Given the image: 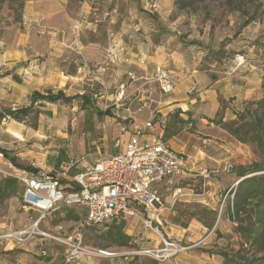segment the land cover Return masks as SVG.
I'll use <instances>...</instances> for the list:
<instances>
[{"label":"crops","instance_id":"crops-1","mask_svg":"<svg viewBox=\"0 0 264 264\" xmlns=\"http://www.w3.org/2000/svg\"><path fill=\"white\" fill-rule=\"evenodd\" d=\"M91 1L82 3L78 0L75 16L72 0L25 2L22 23L6 26L0 36V112L8 108L14 110L16 106H19L18 108L27 106L29 103L23 102L30 100L33 92L40 94L62 92L67 97L86 94L81 93L86 72L78 61L72 33L73 25L82 12L80 39L82 55L88 66L100 68L99 80L106 87V92L99 93L95 103L89 94H86L85 105L90 106L89 122L87 124L84 122V127L88 126L86 140L81 144L75 134L69 137L72 143L78 145L81 156L68 154L63 160L55 156L58 161L54 167H47L46 172L35 169L34 172L48 173L70 158L75 162L72 170V174H75L80 171L84 162L94 164L98 151L104 155L122 152L130 138V129L135 125L145 124L153 113L157 112L165 117V128L161 130L154 127L139 141L156 139L165 142L172 150L185 157L186 169L182 175L155 185V191L164 186L166 191L170 192L168 195L161 194L165 210L160 212L161 216L156 219L155 228L169 229L171 232L179 230L177 236L188 232L193 224L203 228L195 220L191 221L186 229L172 221L175 216L173 207L178 203L198 202L209 207L215 205L208 200L211 195L209 191L198 193L190 188V184L180 186V180L190 182L195 181V178H201L204 166H212L215 173H222L231 166L228 162L233 159L237 162L232 166L250 164V159L241 161L240 156H237L238 152L245 154L248 152L251 155L249 147L237 142L217 122L220 119L223 122L227 121V116L233 119L234 113L240 111L246 102L264 96L261 79L263 74L260 71L246 72L248 68L243 71L236 68L235 64L228 70L224 68L219 75L211 74L202 67L190 50L185 49L180 43L173 42V38L164 36L160 39L157 30L139 33L142 23L138 25L122 23L119 31L108 28L107 43L106 46H102L96 39L101 27L97 23L101 19L95 15L90 16ZM107 16L110 15L105 13L103 17ZM114 19L113 16L107 18V25L114 23ZM86 32L92 38L91 42L82 41ZM113 43L118 46L116 53L119 60L107 67L103 64L104 53ZM43 55H46V59L40 62L32 58ZM158 69L170 70L175 76V88L172 92L162 93L152 80ZM129 74L134 75V80L129 78ZM212 75L216 76L215 80L211 78ZM229 98H232L231 102L224 106L223 100ZM80 103L82 104L81 101ZM120 125L125 126L127 131L121 132ZM6 130L8 135L5 138L9 140L21 138L14 127H7ZM91 133L92 137L89 138ZM62 134L63 138L68 139L66 134ZM82 135L85 136L83 133ZM0 148L14 156L8 148L1 145ZM14 157L17 161L16 156ZM8 164L13 165L0 153V173L8 169ZM233 176L234 182L231 186L236 185L237 178ZM202 182L204 183L203 179ZM63 184L73 185L67 182ZM164 212L165 214H161ZM23 214L26 217V224L6 227L0 224V235L27 228L29 222L27 215L24 212ZM225 216L227 220V215ZM134 219L141 220L138 216H131L126 218L125 223L127 224L129 220L133 223ZM46 220L40 223L39 230L52 236L67 237L61 235L60 226L52 229L44 223ZM41 250H45L46 255H41ZM128 255H124L125 260H128ZM65 256L64 245L38 236L22 242L0 241V264H121L122 261L119 258L121 254H111L109 257L85 255L73 262L65 263Z\"/></svg>","mask_w":264,"mask_h":264},{"label":"rangeland","instance_id":"rangeland-1","mask_svg":"<svg viewBox=\"0 0 264 264\" xmlns=\"http://www.w3.org/2000/svg\"><path fill=\"white\" fill-rule=\"evenodd\" d=\"M176 2L177 0H92L89 4L90 16L95 15L99 17V20L101 19L97 23L101 27L96 39L100 45L106 46L108 28L119 31L122 23L137 25L142 23L139 33L143 34L146 30H157L160 39L164 36L173 38V42L180 43L185 49L190 50L191 54L200 61L202 67L209 70L211 74L219 75L224 71V68L228 70L234 66L235 58L242 56L245 63L238 69L248 68L246 72H262L261 79L264 88V0H240L235 7L229 6L227 0H205L203 3H196L184 10L178 9ZM72 3L73 16H75L78 0H72ZM105 13L115 17L114 23L107 25L106 20L110 16L103 17ZM91 40L92 38L86 32L82 41L91 42ZM32 58L37 59L36 62H40L46 59V55ZM78 61L83 66L81 60ZM89 67L91 66L89 65ZM83 86L81 93L89 94L94 103L99 93L105 94L106 87L100 80L90 83L85 79ZM231 100L232 98L223 100V105L227 106ZM27 103L29 100L23 102V104ZM89 113L90 106L82 105L80 100H74L71 104L37 103L32 113L21 122L10 117L1 122L0 145L8 148L22 166L46 172L47 167H54L57 163L58 160L55 159V156L61 160L65 159L68 154L81 156L78 145L72 143L69 137L75 134L79 137L81 144L86 140L88 126L84 127V122L86 124L89 122ZM229 118L230 116H227V121ZM7 127H14L21 138L11 140L5 138L8 135ZM62 133L66 134L68 139L63 138ZM88 137L91 138L92 133ZM248 155H250L248 152L246 154L237 153L241 161L250 159V163H252L254 161L252 152L249 157H247ZM234 162L237 161L233 159L228 164L232 166ZM12 167L14 166L8 164V169L0 173V178H5L4 173L11 172ZM203 170L209 174L210 179L207 182L210 184H206L204 187L200 186L201 180L195 178V181L191 180L190 182L181 179L180 186L190 184V188L192 187L197 192L202 193L206 190L211 193L208 200L218 207L214 226L217 232L215 230L207 231L193 224L188 232L182 233L184 235L177 236L179 230L171 232L169 229L161 228L157 229L158 233H156L144 227L142 220L134 219L133 223L129 220L124 228V232L130 237L129 246L108 247L104 227L87 228L83 235L84 246L93 252L101 251L105 254L102 255L104 257L121 254L119 257L122 260L121 264H133V257L137 256L135 255L137 252L163 249L164 245L160 238L162 235L165 240L175 242L183 248L179 254L171 256L162 264H221V259L218 256L209 255L206 251L215 250V248L228 249L235 246V241L232 238V225L225 216L228 198H225L224 206L220 211L221 201L225 191L234 182V176L227 171L228 168L219 174L215 173L212 166H204L201 171ZM169 193L164 186L156 189V194L162 203L161 194L168 195ZM20 203V196L0 201V224L2 226L26 224V217L20 209ZM161 214H165V212ZM81 215L83 212L80 209L61 206L51 213L44 223H47L52 229L60 226L61 235L68 236L72 231L73 224L77 221L74 217L80 218ZM160 216L158 215V217ZM157 218L152 222L153 229L156 227ZM123 254H129L128 260L124 259Z\"/></svg>","mask_w":264,"mask_h":264},{"label":"built area","instance_id":"built-area-1","mask_svg":"<svg viewBox=\"0 0 264 264\" xmlns=\"http://www.w3.org/2000/svg\"><path fill=\"white\" fill-rule=\"evenodd\" d=\"M81 1L86 3L87 0ZM82 20L80 12L72 28L75 52L85 68L86 80L95 83L99 82L100 68L89 67L83 58L80 43ZM111 36L112 33L109 37ZM117 49L115 43L107 47L103 59L105 66L108 67L119 60ZM234 61L236 68L245 63L242 56L236 57ZM129 78L134 80L135 77L129 74ZM152 80L162 93L172 92L175 88V76L170 70L158 69ZM120 87L122 88V85ZM119 94L121 95L122 91ZM106 109L105 106L104 110ZM165 125V117L157 112L153 113L148 122L130 129L131 135L124 151L113 155H104L98 151L95 163L84 162L80 171L75 174H72L75 162L70 158L58 168L44 174L12 167V171L4 173V177L13 178L22 186L20 209L27 215L29 226L1 234L0 241L22 242L34 236L48 239L66 247L65 263H70L80 256L105 255L101 251H90L84 246L83 235L87 228L103 227L115 219L126 220L127 217L138 216L144 227L158 233L156 228H152V222L165 207L154 187L182 175L186 169V159L165 142L156 139L147 142L139 140L152 128L163 130ZM120 130L127 131L123 125H120ZM201 177L204 187L210 176L203 170ZM63 182L73 185L67 186ZM232 187L225 191L220 211ZM61 206L80 209L83 212L73 224L71 235L52 236L39 230L40 223ZM160 238L163 249L143 250L135 255L148 256L164 262L183 250L179 244L165 240L162 235ZM41 255H46L45 250H41Z\"/></svg>","mask_w":264,"mask_h":264},{"label":"trees","instance_id":"trees-1","mask_svg":"<svg viewBox=\"0 0 264 264\" xmlns=\"http://www.w3.org/2000/svg\"><path fill=\"white\" fill-rule=\"evenodd\" d=\"M26 1L0 0V36L6 26L22 23V12ZM204 1L177 0L176 6L184 10ZM238 1L240 0H227L231 7H235ZM74 100H80L84 105L87 103L86 94L67 97L62 92H46L45 94L33 92L27 106L1 111L0 123L7 117L21 122L32 113L37 102L71 104ZM35 112L37 114V111ZM217 123L237 142L250 148L254 161L250 164L234 166L230 172L236 176L238 183L228 194L225 214L232 225L235 246L228 249L215 248L206 252L209 255L218 256L221 264H264V96L258 100L246 102L240 111L234 113L233 119L225 122L220 119ZM0 153L16 167L35 171L18 164L15 157L4 149L0 148ZM199 180L202 186V179L199 178ZM22 189V186L13 178L0 179V201L17 196L21 199ZM174 211L175 216L172 221L183 229L195 220L207 231L215 230L217 206L209 207L198 202L178 203ZM74 218L77 220L76 216ZM125 226V220L119 219L103 226L106 229L105 239L108 241V247L130 245V237L124 232ZM162 263L148 256L133 257V264Z\"/></svg>","mask_w":264,"mask_h":264},{"label":"water","instance_id":"water-1","mask_svg":"<svg viewBox=\"0 0 264 264\" xmlns=\"http://www.w3.org/2000/svg\"><path fill=\"white\" fill-rule=\"evenodd\" d=\"M211 78H212L213 80H215V79H216V76L212 75ZM231 169H232L231 166H229V167H228V171H231ZM237 183H238V182H236V184H237Z\"/></svg>","mask_w":264,"mask_h":264}]
</instances>
